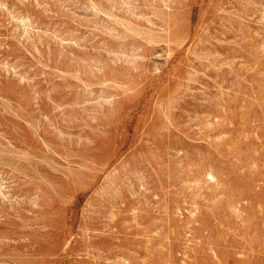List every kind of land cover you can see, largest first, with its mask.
<instances>
[{"label":"rangeland","instance_id":"1","mask_svg":"<svg viewBox=\"0 0 264 264\" xmlns=\"http://www.w3.org/2000/svg\"><path fill=\"white\" fill-rule=\"evenodd\" d=\"M0 172V264H264V0H0Z\"/></svg>","mask_w":264,"mask_h":264},{"label":"bare ground","instance_id":"2","mask_svg":"<svg viewBox=\"0 0 264 264\" xmlns=\"http://www.w3.org/2000/svg\"><path fill=\"white\" fill-rule=\"evenodd\" d=\"M1 173V172H0ZM1 203V202H0ZM17 203V202H16ZM4 204H5V202H4ZM13 205V204H12ZM10 206V205H9ZM16 208V207H15ZM12 221V220H11ZM12 223V222H11ZM10 225H12V224H10ZM14 225V224H13ZM1 232V231H0ZM5 235H6V231H5ZM7 238V237H6ZM1 241V240H0ZM9 241V240H8ZM7 242V241H6ZM2 242H0V244H1ZM1 253V252H0ZM5 254V253H4ZM3 256V255H2ZM7 257H8V255H6ZM10 258V257H9ZM9 258H8V260H9ZM2 260V259H1ZM5 263V262H4Z\"/></svg>","mask_w":264,"mask_h":264}]
</instances>
